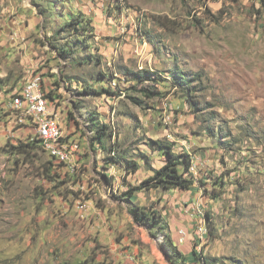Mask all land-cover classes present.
Returning <instances> with one entry per match:
<instances>
[{"label":"rangeland","instance_id":"obj_1","mask_svg":"<svg viewBox=\"0 0 264 264\" xmlns=\"http://www.w3.org/2000/svg\"><path fill=\"white\" fill-rule=\"evenodd\" d=\"M64 9L108 24L111 34L58 55L55 47L69 46L53 12ZM4 39L15 42L0 44V117L12 121L10 132L0 126V264H168L162 235L135 224L119 198L161 164L151 140L190 154L196 181L186 191L141 190L130 201L163 215L185 264H199L192 251L207 264H264V0H0ZM174 68L191 83L190 106L169 79ZM124 69L156 79L124 80ZM98 70L116 78L118 95L76 92ZM28 71H41L63 134L79 143L69 165L30 140L25 114L13 125L4 106ZM91 112L108 126L104 148L92 139ZM110 148L138 161L136 173L110 164ZM181 228L187 236L178 243Z\"/></svg>","mask_w":264,"mask_h":264},{"label":"trees","instance_id":"obj_2","mask_svg":"<svg viewBox=\"0 0 264 264\" xmlns=\"http://www.w3.org/2000/svg\"><path fill=\"white\" fill-rule=\"evenodd\" d=\"M54 10L57 11V9ZM65 10L66 9H64L61 13L53 12L58 14L62 22L57 30V33L62 31L67 34L66 46H69L67 49H64L63 47H55V45H53L56 48L58 55L63 56L64 58L68 57L70 51L73 50L72 52H74L76 50V42H78L79 45L90 47L88 42L92 44L96 41L93 34L94 27L92 24V19L87 17L86 14L81 11L73 9ZM94 58V63H101L102 58L100 56H95ZM88 60L90 62L93 61L91 57H88ZM121 76L124 78V80L130 78L131 80L138 82H144L145 80L152 79V77L153 80L156 79V74L145 70L132 71L130 69H124V73H122ZM113 79H116L113 75H109L105 71L98 70L94 75H91L89 80L79 79L78 84L80 85V89H76V92L79 94L85 93L88 95H98L102 93H106L108 96L118 95L119 93L117 92V86L114 87L111 85ZM169 79L171 80L173 86L185 88L186 93L187 91H190L189 85L191 83L182 70L178 68L170 70ZM94 83L100 85L96 87L94 86ZM19 89H17L15 92H17ZM141 91L145 93L146 97L160 95L159 91L154 88H143ZM191 96L192 94L190 92L186 94L188 106H190L192 103L194 104ZM133 100L134 102L141 103V101L136 97H134ZM74 106L76 108H80L77 103H74ZM88 120V126L93 132L92 139L96 141L98 145L100 144L104 148L106 136L110 135L108 126L102 120H99V117L95 112L90 113ZM150 142H152L150 146L154 150H157L158 154L161 156V164L157 167H151L152 173L150 175L143 179L138 185L129 187L127 191L119 198L126 202V212L132 217V220L135 224L145 226L150 235H154L156 233L162 235V239L158 243V248L166 258L168 264H185V255L172 241L169 226L163 218V215L156 211V209L149 210L144 205L131 203L130 200L132 197H134L136 192L150 188H157L161 190H190L196 181L191 173V156L184 151L175 150L173 143L161 140H151ZM14 147L18 149L19 152H22L25 150L24 148L28 146L24 145L23 143ZM109 150L111 151L110 164L116 165L119 169L124 171L126 175L134 174L139 169L138 161L127 159L123 155L116 157L114 149L110 148ZM206 218L207 220L209 219V214L207 213ZM192 256L195 262H199V264H207V257L198 255L195 251H192Z\"/></svg>","mask_w":264,"mask_h":264},{"label":"bare ground","instance_id":"obj_3","mask_svg":"<svg viewBox=\"0 0 264 264\" xmlns=\"http://www.w3.org/2000/svg\"><path fill=\"white\" fill-rule=\"evenodd\" d=\"M41 72V71H40ZM34 71H28L25 83H34L35 79L39 80V87L43 91V80L42 74ZM24 84L19 89L18 92L13 93L9 99L16 98V101H8V109L14 112L25 114L32 122L33 128H37V131H33L30 140H37V132L39 133V140L37 142L40 144L41 148L56 162L70 164L75 158L79 151L78 141L70 140L63 134L61 128L60 118L54 109H47L41 111L37 105H28L29 95ZM115 87L116 82L112 83ZM117 86V85H116ZM32 99H39V91H32ZM40 103L49 104V99L46 94H40ZM48 123L53 124L56 127L54 133V140L65 141V146H70V154L65 151H56L54 147L49 144L50 142V132H48ZM73 163V162H72ZM69 168V167H68ZM203 227L204 224H202ZM201 231L197 238H204L205 231L203 228H199Z\"/></svg>","mask_w":264,"mask_h":264},{"label":"built area","instance_id":"obj_4","mask_svg":"<svg viewBox=\"0 0 264 264\" xmlns=\"http://www.w3.org/2000/svg\"><path fill=\"white\" fill-rule=\"evenodd\" d=\"M24 87H26L28 91V95H29L28 105H37L41 111L47 110V109H55V108H51L50 102L49 104L40 103V94H45V93L44 91H41L39 87V80L35 79L34 83H25ZM32 91H39V99H32ZM8 101H16V98L9 99ZM8 101L4 103V106L7 109H8ZM47 127H48V132H50V142L48 143L51 144L56 151H65L70 154V146H65V141L54 140V133L56 131V127L51 123H48ZM32 129L33 131H37V128L32 127ZM37 140H39L38 132H37ZM77 146H79V143ZM186 236H187V231L184 230L183 228L179 229L178 230V243H183L186 239Z\"/></svg>","mask_w":264,"mask_h":264},{"label":"crops","instance_id":"obj_5","mask_svg":"<svg viewBox=\"0 0 264 264\" xmlns=\"http://www.w3.org/2000/svg\"><path fill=\"white\" fill-rule=\"evenodd\" d=\"M86 12V11H85ZM92 19V24H93V27L95 28L94 29V32H95V39H97V40H101V41H104V39H106V38H102V35L103 34H111V30H110V28H109V25L107 24L106 26L104 25V22L102 23V25L101 26H97V24H95V22H94V20H93V18H91ZM104 20L106 21V20H108V21H110V19H108L107 17H106V15L104 16ZM113 35L114 34H117V31H116V33H112ZM8 42H11V43H13V42H15V41H9V40H3V41H1L0 42V44L2 45V47H4V48H6L7 46H8ZM7 49V48H6ZM42 71V70H41ZM25 81V80H24ZM44 83H43V85L44 84H47V81H43ZM11 112H13L12 114H13V120H14V124L13 125H15V124H17L16 123V120L17 121H19V122H23V118L22 117H16L17 116V112H14V111H12V110H10ZM6 118V119H5ZM0 117V126H4V128H6V129H8V132H10V130H11V128H12V126H10V124H11V122L12 121H6L7 120V118H9V117ZM20 124H23V123H20ZM12 134H13V136H15L16 135V131H14V132H12ZM172 190V189H171ZM178 190V189H177ZM169 191V190H168Z\"/></svg>","mask_w":264,"mask_h":264}]
</instances>
